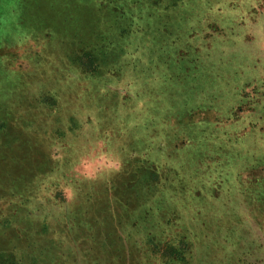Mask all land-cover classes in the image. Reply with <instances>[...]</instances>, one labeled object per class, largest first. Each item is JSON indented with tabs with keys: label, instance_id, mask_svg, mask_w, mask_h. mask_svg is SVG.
<instances>
[{
	"label": "rangeland",
	"instance_id": "rangeland-1",
	"mask_svg": "<svg viewBox=\"0 0 264 264\" xmlns=\"http://www.w3.org/2000/svg\"><path fill=\"white\" fill-rule=\"evenodd\" d=\"M0 264H264V0H0Z\"/></svg>",
	"mask_w": 264,
	"mask_h": 264
}]
</instances>
